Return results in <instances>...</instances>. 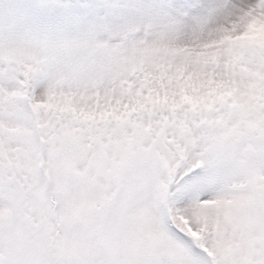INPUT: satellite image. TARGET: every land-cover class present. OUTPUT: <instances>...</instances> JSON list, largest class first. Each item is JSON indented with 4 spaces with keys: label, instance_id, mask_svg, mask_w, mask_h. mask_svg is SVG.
Listing matches in <instances>:
<instances>
[{
    "label": "snow or ice",
    "instance_id": "obj_1",
    "mask_svg": "<svg viewBox=\"0 0 264 264\" xmlns=\"http://www.w3.org/2000/svg\"><path fill=\"white\" fill-rule=\"evenodd\" d=\"M0 264H264V0H0Z\"/></svg>",
    "mask_w": 264,
    "mask_h": 264
}]
</instances>
